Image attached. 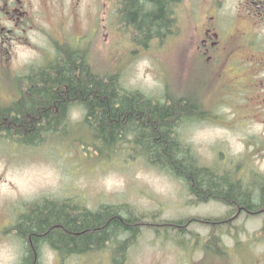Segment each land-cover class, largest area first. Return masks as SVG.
<instances>
[{
  "label": "rangeland",
  "instance_id": "374dc122",
  "mask_svg": "<svg viewBox=\"0 0 264 264\" xmlns=\"http://www.w3.org/2000/svg\"><path fill=\"white\" fill-rule=\"evenodd\" d=\"M129 38L118 24L111 40L97 42L98 73L114 76L124 90L138 91L161 105L180 98L178 103L189 116L186 113L180 116L177 132L185 145L191 144L201 164L219 171L235 170L246 182L256 174H264L263 130L249 122H235L237 118L230 115L231 109L221 105L222 99L218 101L222 97L221 89L228 91L236 78L201 79L189 75V67L181 52H175L177 43L171 37L143 48ZM2 80L0 94L11 93L10 80L5 75ZM192 89L202 91L203 103L199 101L195 109L186 104L187 94ZM3 102L0 97V104ZM218 107L220 112L229 115L225 122L210 111L220 114ZM83 116L79 107L70 111L69 127L66 130L60 127L51 133L46 131L44 135L50 134L39 143L26 145L3 138L0 143V208L8 210L14 199L34 203L46 198L56 202L73 200L80 209L95 211L103 205H125L124 214H130L140 228L138 236L128 242L134 243L133 246L123 252L125 264H264V230L261 229L264 214L239 213L235 222L228 225L238 228L240 258L230 257L227 262V255H215L213 260L205 262L201 258L204 237L216 227L224 226L220 220L215 223L214 218L231 216L234 209L214 199L199 200L186 183L136 154L129 141L118 144L108 155L100 154L81 124ZM109 151L103 150L104 153ZM141 214H144L142 219L138 218ZM180 219L184 222H178ZM167 220L183 230L176 232L171 228L167 232L165 227L170 226ZM145 222L155 226L141 225ZM161 223L165 227H160ZM179 235L191 243L178 244ZM199 238V243L193 245ZM192 245L194 253L187 258ZM97 257L98 261L88 259L66 264H108L106 252Z\"/></svg>",
  "mask_w": 264,
  "mask_h": 264
},
{
  "label": "flooded vegetation",
  "instance_id": "af4514ba",
  "mask_svg": "<svg viewBox=\"0 0 264 264\" xmlns=\"http://www.w3.org/2000/svg\"><path fill=\"white\" fill-rule=\"evenodd\" d=\"M139 2L143 9L133 13L131 0H0V84L5 75L13 88L12 94L8 91L0 94L5 101L2 104L43 111L48 108L46 101L35 104L34 94L56 92L61 88L56 83L50 89L49 77L65 74L68 81L74 77L76 86L73 91L81 81L80 69L85 78L94 80L98 72L96 44L111 40L119 24L139 48L171 37L177 43L175 52H181L184 63L189 67V75L201 79L236 78L228 91L221 89L222 97L218 101L222 99L221 105L231 109L229 113L237 118L235 122L258 125L264 134V0H168L162 13L165 21L158 22V18H162L156 13L153 24L145 22V16L151 11H159L158 6L153 0ZM110 78L108 75L106 79ZM64 84L65 91L70 92V85ZM201 94L202 91L197 92V89L190 90L186 104L193 109L199 107ZM180 100H170L162 105L158 103L168 107ZM67 103L69 109L77 105L72 99ZM210 111L222 117V122L229 116L220 112L219 107L220 114ZM41 121L47 122L45 119ZM23 122L19 120L18 126ZM14 123L13 119L0 122V143L3 138L8 139L9 132L17 134L13 135L14 138L29 135V131L21 134V128ZM13 201L8 210L0 208V264L98 261L97 254L105 252L108 264L126 263L123 252L133 246L134 243L128 242L134 237H122L127 242L119 248L107 242L103 246L91 244L84 251L54 246L43 237L49 230L44 234L37 233L31 221L46 216L47 212L42 207H47L49 202L38 208L33 201ZM52 204L58 209L64 205L56 201ZM71 214L82 213L73 210ZM238 215L239 212L231 213V216L218 220L224 226L216 227L214 232L204 237L201 258L205 262L213 260L215 255H227V262L230 257L240 258L238 228L228 226ZM169 224L165 227L167 232L171 228L176 232L183 230L173 227L171 221ZM159 228L155 233H159ZM179 238L178 244L181 245L185 238L181 235ZM193 245L187 251V258L194 253ZM250 252L252 255L253 251Z\"/></svg>",
  "mask_w": 264,
  "mask_h": 264
},
{
  "label": "trees",
  "instance_id": "16d2710c",
  "mask_svg": "<svg viewBox=\"0 0 264 264\" xmlns=\"http://www.w3.org/2000/svg\"><path fill=\"white\" fill-rule=\"evenodd\" d=\"M131 1L130 10L133 13L141 12L143 6L139 0ZM153 1L159 11L147 13L145 22L153 24V17L158 13L162 18H158V22L163 23L165 18L162 13L168 0ZM59 76L48 79L50 89L56 83L61 85L59 91L33 96L35 104L46 101L48 106L46 110L0 105V122L13 119V122H16L14 124L18 126L19 120L25 121L18 127L21 128V134L29 131L27 137L18 135L16 138L13 135L17 134L9 132L7 137L9 140L26 145L42 142L48 134L58 131L60 127L66 130L69 127L70 111L79 107L84 112L81 124L91 136L100 154L108 155L118 144L129 141L130 145L134 146L133 151H136V154H140L152 166L186 183L190 192L196 194L199 200L214 199L222 202L234 209L232 214L236 211L249 215L264 213V174H256V177L246 182L237 176L235 170L219 171L201 164L191 144L185 145L178 135L176 128L178 119L182 114H188L181 104L177 102L168 107L160 106L138 91L124 90L114 76L107 80L106 75H100L98 72L96 78L92 80L89 77L85 78L83 70L80 69L81 81L75 91L74 77L68 81L65 74ZM7 80H10L9 77ZM64 82L70 85V92L65 91ZM68 99L76 101L75 109L67 108ZM43 119L47 122H42ZM46 131L50 133L44 135ZM104 149L110 151L104 153ZM46 202H49L47 207H42ZM54 202L48 198L43 202H34V206L42 207L47 214L41 219L31 220L33 230L37 233L44 234L49 230L43 237L54 246L84 251L91 244L103 246L107 242L119 248L125 246L127 242L122 240V237L126 235L128 238L137 237L140 233V228L133 217L124 214L125 205H103L98 210L91 211L86 208L80 209L73 200L63 201L64 205L59 209L52 204ZM73 210H79L82 214L72 215ZM138 218H144V214ZM141 225L155 226L148 222Z\"/></svg>",
  "mask_w": 264,
  "mask_h": 264
}]
</instances>
